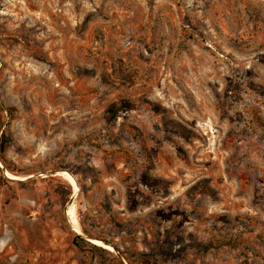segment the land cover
<instances>
[{
  "label": "rangeland",
  "instance_id": "374dc122",
  "mask_svg": "<svg viewBox=\"0 0 264 264\" xmlns=\"http://www.w3.org/2000/svg\"><path fill=\"white\" fill-rule=\"evenodd\" d=\"M0 105V264H264V0H0Z\"/></svg>",
  "mask_w": 264,
  "mask_h": 264
},
{
  "label": "trees",
  "instance_id": "16d2710c",
  "mask_svg": "<svg viewBox=\"0 0 264 264\" xmlns=\"http://www.w3.org/2000/svg\"><path fill=\"white\" fill-rule=\"evenodd\" d=\"M136 108V104L132 102L129 99H121L120 101L112 102L107 108H106V122L107 124H112L116 118L124 112L133 111ZM3 107L0 105V130L2 129L4 125V119L1 115L3 112ZM1 140L5 141V136L2 133ZM180 152L181 149H180ZM222 220H226L224 217ZM116 222V221H115ZM116 224H118L116 222ZM77 239H81L79 235H76ZM83 240V239H82ZM106 243H111L110 241H106ZM141 264H159L156 260H153L149 255H143L141 259Z\"/></svg>",
  "mask_w": 264,
  "mask_h": 264
},
{
  "label": "bare ground",
  "instance_id": "6f19581e",
  "mask_svg": "<svg viewBox=\"0 0 264 264\" xmlns=\"http://www.w3.org/2000/svg\"><path fill=\"white\" fill-rule=\"evenodd\" d=\"M60 174L62 176H64L69 182L70 184H72L73 186L77 187L76 186V181L74 180V178L71 176V174H68L67 172H60ZM9 177H15V176H12L11 174H8ZM17 178V177H15ZM68 216H69V219L74 227V229L77 231V232H80V226H79V220L77 218V214H76V210L75 208H72V209H69V212H68ZM93 242L98 245V246H101V247H105L109 250H112L113 248L110 246V245H106L104 244L103 242H101L100 240H93Z\"/></svg>",
  "mask_w": 264,
  "mask_h": 264
},
{
  "label": "water",
  "instance_id": "95a60500",
  "mask_svg": "<svg viewBox=\"0 0 264 264\" xmlns=\"http://www.w3.org/2000/svg\"><path fill=\"white\" fill-rule=\"evenodd\" d=\"M6 174V173H5Z\"/></svg>",
  "mask_w": 264,
  "mask_h": 264
}]
</instances>
